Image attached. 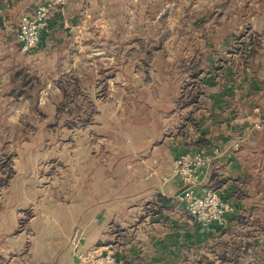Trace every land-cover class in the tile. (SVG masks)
Listing matches in <instances>:
<instances>
[{"label":"crops","instance_id":"1","mask_svg":"<svg viewBox=\"0 0 264 264\" xmlns=\"http://www.w3.org/2000/svg\"><path fill=\"white\" fill-rule=\"evenodd\" d=\"M56 1L0 0L2 130L10 127L12 113L28 116L48 111L54 120L55 104L43 108L47 99L41 97L48 90L61 91L55 84L39 89L48 75L44 64L51 65V71L53 65L92 64L90 54L86 61L79 55L87 48L75 34H82V41L92 32L107 29L135 35L138 24L127 26L124 18L144 16L148 22L155 16L149 10L153 2L162 4L157 15L166 12V0H62L59 5ZM173 1L177 6L173 13L194 18L182 24L196 35L192 52L211 51L205 72L198 76L201 87L192 90L196 101L177 108L180 88L148 91L154 96L151 108L141 107L115 119V129L124 134L125 153L119 152L117 132L114 143L104 138L96 142L95 152L90 149L94 145L84 140L78 160L74 149L64 156L53 153L50 168L53 162L61 163L62 175L73 182L56 189L67 194L63 200L43 194L44 199L37 195L44 187L28 184L26 178L39 172L44 158L37 159L36 153L34 159L29 155L16 158L14 179L0 189V264H76L70 245L75 228L82 236L78 250L110 251L116 264H181L192 257L198 264H264L256 252L264 250V0ZM39 5L52 6L48 27L35 48L21 52L16 42L20 18L31 15ZM219 32L224 33L223 39H214ZM237 36L243 54L232 51ZM120 45L115 43V48L121 49ZM220 50H227L226 57ZM120 60L115 55L109 64L117 66ZM127 60L130 65L142 63L138 57ZM149 60H145L147 65ZM220 62L224 64L216 73ZM73 72L74 68H67L59 70V75L81 80ZM183 78L165 77L171 84ZM113 79L137 82L140 78L131 69L128 74L115 72ZM85 80L82 76L81 81ZM38 90L42 91L36 100ZM156 93L163 96L160 102ZM24 116L14 123L20 125ZM198 151L210 159L200 174V187L214 188L232 208L224 226L200 225L175 198L184 184L171 173L174 161L184 152ZM89 178L93 183L85 181ZM28 191L34 193L31 198ZM72 191L76 195L70 198ZM91 192L98 195L88 196ZM30 204L34 211L28 227L17 231ZM237 243L251 246L237 249Z\"/></svg>","mask_w":264,"mask_h":264},{"label":"rangeland","instance_id":"2","mask_svg":"<svg viewBox=\"0 0 264 264\" xmlns=\"http://www.w3.org/2000/svg\"><path fill=\"white\" fill-rule=\"evenodd\" d=\"M176 7V2L166 0L164 6L166 12L157 15L162 8V4L153 2L150 4L149 10L155 16L149 18L148 22L144 16L132 19L124 18L123 23H126L127 26L131 23L138 24V30L135 35H131L128 30H124L121 34H116L107 29L106 32H92L86 41H82V34H75L76 37H79L76 38V40H79V44H85L87 48L80 51L79 55L86 61V56L90 54L92 64H88V61H86L85 65L73 67L53 65L52 71L51 65L44 64V73H48V75L43 79L42 88L39 89L44 90L48 84H55L61 91L59 94L51 93L52 91L48 90L47 96L41 97V99H47L42 105L43 108H48L51 104H55L54 120L51 118L52 113L48 111L43 113L32 112L28 116L27 114H20L19 116L15 113L11 114L12 122L10 127L3 130L0 129V189L7 187L14 179L13 162L20 157L23 159L26 155L34 159L36 153L37 159L44 158L45 160L38 166L39 172L35 173L36 175L26 178L28 184L36 186V188L44 187V192L37 193L44 199L46 197L43 194L47 198L52 196L54 199L63 200L67 197V194H61L56 189L62 184L73 182L70 177L62 175V169H65V167L61 163L53 162L50 168L49 157L53 153L64 156L67 155L69 150L74 149V157L78 160V155L81 153L80 145L84 140L88 142L89 146L94 145L90 149L95 152L97 143L103 138L108 142L114 143L113 137L117 132V136H120L117 138L120 142L119 152L123 154L125 153L124 134L119 133L120 131L115 129V119L119 118L120 115L129 114L132 110H139L141 107L143 109L151 108L154 96L150 94L153 91L166 92L170 89L180 88L181 92L177 108L181 107L180 103L182 101L188 100L187 92L190 91L192 93V90L194 92L196 88L199 91L201 84L195 87L194 83L192 84L194 81H192L187 71L190 61L200 54L198 53L199 51L193 53L194 49L191 48L197 41L196 35L191 30L183 29L185 26L182 25L183 23H191L194 18L189 16L190 14L181 16L173 13ZM167 11H170V13H167ZM223 34L219 32L213 37L221 40L225 36ZM240 38V36L236 37L237 47H241L240 44L242 43L238 42ZM120 42L122 43L121 45ZM115 43L122 46V48L116 49ZM213 52L218 54L219 50ZM220 52L223 53V57H226L227 50H220ZM202 53L204 54L203 63H205L211 51L209 52L208 50L207 52V50H204ZM115 55L121 58V64L117 66L109 64V59L115 57ZM131 57H138L139 62L142 63L140 65L128 64L127 59ZM147 58H150V65L145 63ZM187 58H190L188 64H183ZM96 59H101V61ZM221 64L224 63L220 62L216 73L222 67ZM67 68H74L75 78H81L82 80V76H85L87 80L84 82L77 79L71 80L66 74L64 77H62L63 75L60 76L59 70L64 72ZM56 69L57 72L54 71ZM131 69L139 75L140 79L137 82L122 81L120 79L116 82L114 81L115 72L119 73L121 70L123 74H128ZM30 73L33 74V71ZM185 74H187L186 79L183 78ZM54 75L59 76V79H53ZM167 75L171 80L174 76L177 77V80L181 77L184 80L180 83L173 82L171 84L165 79ZM39 83V81L36 82L37 86L40 85ZM42 90L37 91L36 100L40 99L39 95ZM62 90H65L63 96H61ZM148 91L151 93L147 94L146 92ZM131 92L133 95H130ZM199 95L200 93H198ZM161 98L156 93L155 99L161 101ZM23 116L24 122L22 121L17 126L14 120L17 117L22 119ZM142 120L140 119L138 122L141 123ZM8 140L10 143L4 142ZM23 143H27V149ZM107 153L109 154L110 152L107 151ZM76 169H80V167H76ZM89 179L85 181L93 183L92 178ZM27 195L28 198H31L34 193H29L28 191ZM74 195H76V191H72L68 196L71 198ZM87 195L93 196L98 195V193L93 194L91 192ZM33 207L31 204L27 206V210L23 212V216L20 219L17 231H23L28 227L34 211ZM198 263L193 257L189 261L181 262V264Z\"/></svg>","mask_w":264,"mask_h":264},{"label":"built area","instance_id":"3","mask_svg":"<svg viewBox=\"0 0 264 264\" xmlns=\"http://www.w3.org/2000/svg\"><path fill=\"white\" fill-rule=\"evenodd\" d=\"M55 4H62V0H57ZM51 7L39 5L31 15L20 18L16 42L21 52H28L39 44L42 32L48 27ZM255 129L259 130L260 125L257 124ZM209 163V157L202 151L184 152L178 156L171 173L181 179L184 186L175 198L182 204L184 211L200 225L224 226L232 208L214 188L200 187V174ZM81 237L80 230L75 228L70 237V245L74 248L76 264H116L110 251L102 252L93 248L78 250Z\"/></svg>","mask_w":264,"mask_h":264},{"label":"trees","instance_id":"4","mask_svg":"<svg viewBox=\"0 0 264 264\" xmlns=\"http://www.w3.org/2000/svg\"><path fill=\"white\" fill-rule=\"evenodd\" d=\"M237 40V39H236ZM241 47H237L236 44L235 46L232 48V51H234V53H240V54H243V46L242 44H240ZM204 61V54L200 53L198 54L197 56H195L194 59H192L189 63V66H188V73H189V76L190 78L192 79V84L195 85V87H198L200 85V80L198 79V76L201 74V73H204L205 72V63H203ZM16 75H19V73H17ZM24 78L21 77V86L20 87H23L24 83L23 80ZM197 89V88H196ZM187 97H188V100L186 101H182L180 103V106L181 108H184V107H187L188 105H190L191 103H194L196 101V94H192L190 91L187 92ZM236 248L237 249H241L242 247L244 249H246L248 246H251V244H248V243H245V244H241V243H237L236 244ZM260 250V249H259ZM256 250L257 254H258V257H263L264 258V250Z\"/></svg>","mask_w":264,"mask_h":264}]
</instances>
